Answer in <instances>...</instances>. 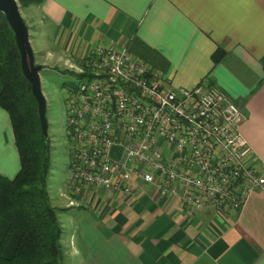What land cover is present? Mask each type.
<instances>
[{
	"label": "crops",
	"instance_id": "1",
	"mask_svg": "<svg viewBox=\"0 0 264 264\" xmlns=\"http://www.w3.org/2000/svg\"><path fill=\"white\" fill-rule=\"evenodd\" d=\"M30 14L35 53L44 59L127 48L158 68L167 88L208 79L246 114L241 132L264 172V0H45ZM70 165L58 189L49 187L52 203L67 190ZM20 168L11 118L0 106V174L13 179ZM149 192L89 188L73 196L69 231L80 264H264V190L232 219L215 208L185 214Z\"/></svg>",
	"mask_w": 264,
	"mask_h": 264
},
{
	"label": "built area",
	"instance_id": "2",
	"mask_svg": "<svg viewBox=\"0 0 264 264\" xmlns=\"http://www.w3.org/2000/svg\"><path fill=\"white\" fill-rule=\"evenodd\" d=\"M87 80L66 91L73 160L68 187L169 199L185 214L236 218L264 172L241 132L244 111L208 79L167 88L160 70L127 48L97 47Z\"/></svg>",
	"mask_w": 264,
	"mask_h": 264
},
{
	"label": "trees",
	"instance_id": "3",
	"mask_svg": "<svg viewBox=\"0 0 264 264\" xmlns=\"http://www.w3.org/2000/svg\"><path fill=\"white\" fill-rule=\"evenodd\" d=\"M44 1L19 0V4L28 8ZM223 56L217 52L214 62ZM0 79V106L11 118L21 162L15 178L0 174V264H65L60 215L67 209L53 205L49 192L50 139L42 134L38 101L23 74L16 38L3 14Z\"/></svg>",
	"mask_w": 264,
	"mask_h": 264
},
{
	"label": "rangeland",
	"instance_id": "4",
	"mask_svg": "<svg viewBox=\"0 0 264 264\" xmlns=\"http://www.w3.org/2000/svg\"><path fill=\"white\" fill-rule=\"evenodd\" d=\"M30 8H21L22 15L25 22L32 23V15L30 14ZM33 39V49L36 51L40 48L36 37ZM32 42V41H31ZM36 55V53H35ZM46 55V54H45ZM44 53H38L36 56L37 64L45 63L44 70L42 71V88L47 100V119L49 123L48 134L51 144V171L49 175V187L58 189L57 180L61 177L62 173H65L69 168L70 161L73 160L72 141L68 135L67 126V109L65 103L66 91L71 86H78L88 78L81 77L79 69L83 66V60H57L55 58L44 59ZM48 56V55H47ZM74 72V73H73ZM57 178V179H56ZM51 191V189H50ZM54 191V190H53ZM73 196L69 187L64 191V194H60V197L53 202V205L60 208L67 209L60 215L64 233L62 237V243L65 248V264H80L79 254L72 244L74 240H71V232L69 231L70 217L72 212H69V208L76 205L72 201ZM77 196H83L82 193ZM63 197V199H62ZM84 199V198H83ZM57 202V203H56ZM71 206H70V205ZM77 248V247H76Z\"/></svg>",
	"mask_w": 264,
	"mask_h": 264
},
{
	"label": "water",
	"instance_id": "5",
	"mask_svg": "<svg viewBox=\"0 0 264 264\" xmlns=\"http://www.w3.org/2000/svg\"><path fill=\"white\" fill-rule=\"evenodd\" d=\"M0 14H3L12 29L18 49L21 54L23 74L30 82L34 97L38 101V114L41 131L44 137H49L47 119V100L42 88L43 65L37 64L36 55L31 42V31L24 20L19 0H0Z\"/></svg>",
	"mask_w": 264,
	"mask_h": 264
}]
</instances>
